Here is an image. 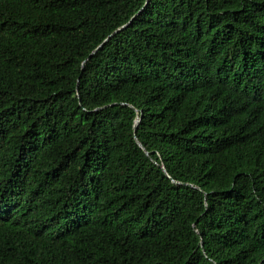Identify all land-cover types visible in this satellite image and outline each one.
I'll return each instance as SVG.
<instances>
[{
  "label": "trees",
  "instance_id": "1",
  "mask_svg": "<svg viewBox=\"0 0 264 264\" xmlns=\"http://www.w3.org/2000/svg\"><path fill=\"white\" fill-rule=\"evenodd\" d=\"M0 264H264V0H0Z\"/></svg>",
  "mask_w": 264,
  "mask_h": 264
},
{
  "label": "water",
  "instance_id": "2",
  "mask_svg": "<svg viewBox=\"0 0 264 264\" xmlns=\"http://www.w3.org/2000/svg\"><path fill=\"white\" fill-rule=\"evenodd\" d=\"M106 42H107V41H105L104 44H105ZM104 44H103V45H104ZM103 45H102V46H103ZM102 46H101V47H102ZM101 47H99V49H100Z\"/></svg>",
  "mask_w": 264,
  "mask_h": 264
}]
</instances>
